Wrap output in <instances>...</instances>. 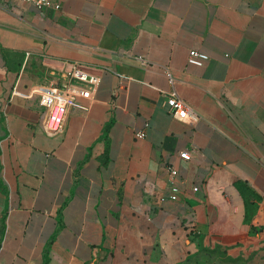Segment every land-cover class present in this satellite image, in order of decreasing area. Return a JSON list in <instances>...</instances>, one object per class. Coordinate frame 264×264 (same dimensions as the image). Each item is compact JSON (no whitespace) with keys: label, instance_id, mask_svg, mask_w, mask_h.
Returning <instances> with one entry per match:
<instances>
[{"label":"crops","instance_id":"1","mask_svg":"<svg viewBox=\"0 0 264 264\" xmlns=\"http://www.w3.org/2000/svg\"><path fill=\"white\" fill-rule=\"evenodd\" d=\"M60 4L0 0V264H264V0ZM74 63L95 99L49 130L12 91Z\"/></svg>","mask_w":264,"mask_h":264},{"label":"built area","instance_id":"2","mask_svg":"<svg viewBox=\"0 0 264 264\" xmlns=\"http://www.w3.org/2000/svg\"><path fill=\"white\" fill-rule=\"evenodd\" d=\"M34 4L38 9L61 7V0H20ZM209 55L198 50H191L188 62L195 66H203L208 60ZM169 81L173 83V76L170 70L166 71ZM64 79H51L47 84H38L31 86L24 91L18 87L12 91V96H21L30 98L37 96L40 104L47 112L46 126L49 130L63 131L66 125L67 117L74 107L81 106L79 103L81 98L95 99L97 88L101 78L96 74L86 71L80 64L74 63L70 69L63 74ZM167 103L170 107L171 114L179 119L186 120L191 118L194 121L200 119L197 111L185 100L180 98L176 92H171ZM149 125V124H147ZM137 137L145 138L146 132L140 130L136 132ZM172 176H176L178 171L172 166H168ZM198 190V187H194ZM178 187L173 186L172 192L177 193Z\"/></svg>","mask_w":264,"mask_h":264}]
</instances>
